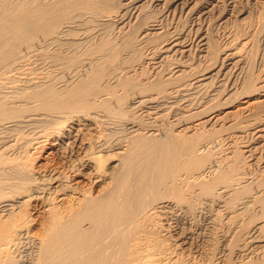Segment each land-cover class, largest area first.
Here are the masks:
<instances>
[{
    "label": "bare ground",
    "instance_id": "1",
    "mask_svg": "<svg viewBox=\"0 0 264 264\" xmlns=\"http://www.w3.org/2000/svg\"><path fill=\"white\" fill-rule=\"evenodd\" d=\"M138 1L0 0L1 135L9 130L0 145V264H264V113L249 116L254 102L264 107V80L249 75L221 99L223 88L212 87L243 67L249 40L228 42L214 72L186 77L195 66L181 57L192 40L173 33L152 63L180 58L137 80L106 27L117 22L118 35ZM149 25L142 38L163 29ZM198 37L202 55L214 56L210 35ZM135 39L129 33L126 45ZM129 110L147 119L117 117ZM224 115L239 128L206 135ZM23 128L31 135L20 160L7 151ZM246 132L256 141H242L240 163L227 148Z\"/></svg>",
    "mask_w": 264,
    "mask_h": 264
},
{
    "label": "rangeland",
    "instance_id": "2",
    "mask_svg": "<svg viewBox=\"0 0 264 264\" xmlns=\"http://www.w3.org/2000/svg\"><path fill=\"white\" fill-rule=\"evenodd\" d=\"M213 2H214V6L213 5L212 6L214 8L212 7L213 10L211 9L210 10L211 12L206 14L201 11L202 6L210 4V3L213 4ZM137 4H141L137 8V11H135V14L137 12L138 14H136V16L132 18V21H130L129 23H126L127 24L126 26L121 28L125 30L124 31L125 34L121 32V29L119 30L121 34L120 32L118 35L115 34L116 28L114 29V27L117 22L116 23L113 22V24H110V26L108 25L106 27L107 32L110 31L111 36L113 37L117 36L116 38L114 37L116 40V43L121 40L119 44L117 43V46L119 45L118 46L119 47V51H118L119 58L120 57L122 59L124 58V60L127 59L124 61L125 67L126 68L129 67L130 68L129 70L132 69V73L134 72L132 76H135V79L142 80L148 77L154 70H159L160 73L167 72L168 70L167 68H169V65L170 66L173 65L177 61V58H180L179 57L180 55L175 56L173 54L169 57H164L160 62H157L158 63V64L156 63L157 66L152 63L155 60H159L157 56L160 54L161 51L158 46L163 42V40L167 38L169 35L178 32L181 35L187 36L188 38L192 40V46L188 52L189 54L187 53L188 54L187 57L186 56L181 57V59H186L189 65L193 64L195 66L193 70L192 69L190 70L191 72H187L186 77H188L190 73L196 70H197L196 73H199V71L200 72H208V71L214 72L216 69H218L220 66L219 58L222 54V51H224L225 48L226 49L228 48L227 45L228 46L230 45L231 43L230 41L232 39H233L232 41L233 44L231 43L230 47L240 46L241 45L240 43L242 41H245L246 38L250 41V42L248 41L247 45L243 46L241 50L239 51V53L243 54V62H242L243 67L239 69H235V67L234 69L233 67L231 69H227L228 70L227 71L228 80L225 81V83L222 84L220 87L216 85V84H219L216 82L212 85V87H217L220 89L223 88L222 89L223 91L221 92L222 94L221 96H219L220 99L222 98L224 94L228 92V90L231 87L233 88L230 92L234 91V89L238 87L236 82L239 83L241 80H243V78L245 80L246 78H248L249 75H250L249 77L252 78V81L255 84L260 83L261 80H264L263 79L264 78V75H263L264 74V0H195V1L194 0H177L175 2L167 1L164 3L161 2L159 4L158 2H153L151 0H139L136 3V5ZM134 10L135 9H132V11ZM152 22H159L163 26V29L160 30L161 32L158 31L159 33H156L155 35L142 38V35L140 36V32L146 27H148L149 23L151 24ZM199 32L200 33L204 32V34H206L207 36L210 35L209 39L211 40L213 44L212 49L215 46V48L212 51L213 52L212 54L214 56L210 55L209 57V56L202 55L200 42H198L199 40L198 36L200 35ZM129 33H131L132 37L137 38V40L135 39L132 45L128 46L126 45V42H127L126 38ZM121 37H123V39ZM120 44L121 45L123 44V45L121 46ZM126 48H128V51H126ZM121 49H123L124 51H122ZM123 55L126 56L127 58H125ZM223 67L224 65L222 66V68ZM118 69L121 70L122 68L120 67ZM67 77L68 75L66 74L62 77V79H66ZM233 81H234V84L232 83ZM231 84H233V86ZM259 95L260 93H255L252 96H259ZM227 96L228 94L225 95V97ZM255 98L256 97H253L252 99H255ZM243 99L244 98H242L241 101ZM215 100L217 101V99ZM239 102L240 101L235 102L233 105H231V107H234L235 104L236 105L239 104ZM252 106L254 107L253 108L251 107L250 109L251 115L249 116L252 117L253 113L256 115L259 114L260 110L263 111L264 113V110H263L264 107H261L260 109L258 104L256 105L255 102L253 103ZM223 109H228V107L222 106L219 110H217V112L222 111ZM223 114L224 112L220 113V115H223ZM132 115H133V118L135 117L136 119L138 118L147 119L146 116L143 115L144 117L143 118L141 117L142 114H138V112L134 113L133 110L126 111L125 115L123 116L121 115L120 117L118 115L117 117L119 119H122V118L128 119L132 117ZM234 120L236 121V118L234 117L231 118V116L229 117L226 115L221 116L219 119L216 120V122L214 121L213 125H211L210 127L208 125L207 128L208 127L209 128L206 129V131L204 132L205 133L207 132L206 135L211 134V136H220V135L228 134L230 132L235 131L237 129L236 127H238V126L235 127L236 124H233L235 123ZM24 130L25 129L23 128V130L20 131L21 133L19 132L18 134L22 135V133H24V135H26L24 136L25 138L23 137V139H20L19 143L15 145L14 150L11 149L10 151H7V154L14 155L15 153L16 155L18 154L19 157L21 156L20 160H23V158H25V155L27 154L28 147H25L27 146L25 144L28 138L30 139V135H31V134H26L28 130H25V131ZM15 131L18 132L17 130ZM3 132L2 134L4 135H1V132H0V138L1 136L2 138H4L3 136L7 135L6 133L9 134V130L3 131ZM250 133L251 132H246L245 135L243 136L244 138L238 137L237 140H236V137L233 138L236 141H233L230 143V145H228L227 151L230 150L232 151V153L234 152L235 154L233 153V155L235 159L238 158L237 160H239L240 163L247 162V159L243 158L244 152L242 151L243 148L241 146L243 143L242 141L247 140L246 142L253 143V144L256 141V138L254 137V135H252L253 133L251 134ZM2 138L0 140H2ZM25 139L27 140L25 141ZM226 140L224 142L227 145L229 144L231 140L229 141L228 139ZM3 143H4V140L0 141V145ZM21 144H23V146ZM19 146H22V149ZM259 151L260 152L262 151L261 153H264V146L259 147L257 152ZM110 156L112 158L117 157L116 154L112 152ZM31 157H34V155ZM28 159L31 160L32 158L28 156ZM241 159L243 162L241 161ZM8 175L12 176L11 174H8ZM36 214L39 215L40 213L38 212L34 213L35 216ZM38 219H41V217H39ZM1 264H4V263H1Z\"/></svg>",
    "mask_w": 264,
    "mask_h": 264
}]
</instances>
